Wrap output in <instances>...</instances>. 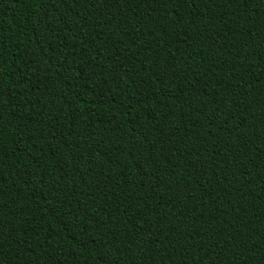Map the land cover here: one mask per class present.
<instances>
[{
	"label": "trees",
	"instance_id": "trees-1",
	"mask_svg": "<svg viewBox=\"0 0 264 264\" xmlns=\"http://www.w3.org/2000/svg\"><path fill=\"white\" fill-rule=\"evenodd\" d=\"M0 264H264V0H0Z\"/></svg>",
	"mask_w": 264,
	"mask_h": 264
}]
</instances>
